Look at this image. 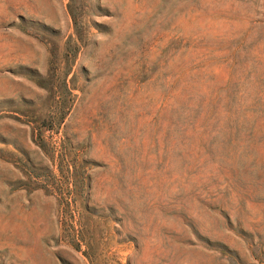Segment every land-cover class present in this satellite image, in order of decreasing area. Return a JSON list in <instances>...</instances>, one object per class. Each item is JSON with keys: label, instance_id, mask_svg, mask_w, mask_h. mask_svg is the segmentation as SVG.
Returning <instances> with one entry per match:
<instances>
[{"label": "rangeland", "instance_id": "obj_1", "mask_svg": "<svg viewBox=\"0 0 264 264\" xmlns=\"http://www.w3.org/2000/svg\"><path fill=\"white\" fill-rule=\"evenodd\" d=\"M0 264H264V0H0Z\"/></svg>", "mask_w": 264, "mask_h": 264}]
</instances>
